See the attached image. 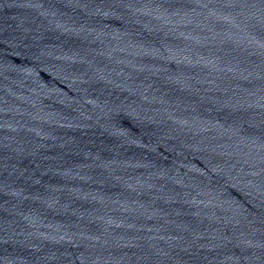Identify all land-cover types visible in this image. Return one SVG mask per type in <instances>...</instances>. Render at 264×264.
Masks as SVG:
<instances>
[{
	"label": "water",
	"instance_id": "obj_1",
	"mask_svg": "<svg viewBox=\"0 0 264 264\" xmlns=\"http://www.w3.org/2000/svg\"><path fill=\"white\" fill-rule=\"evenodd\" d=\"M0 264H264V0H0Z\"/></svg>",
	"mask_w": 264,
	"mask_h": 264
}]
</instances>
